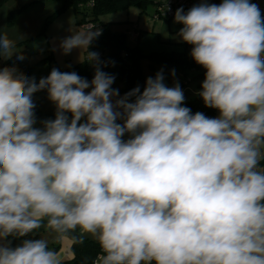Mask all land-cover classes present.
<instances>
[{
    "label": "clouds",
    "instance_id": "1",
    "mask_svg": "<svg viewBox=\"0 0 264 264\" xmlns=\"http://www.w3.org/2000/svg\"><path fill=\"white\" fill-rule=\"evenodd\" d=\"M174 22L214 118L162 71L120 97L88 51L95 26L61 42L97 64L90 82L0 68V264H64L51 245L86 235L102 264H264V16L252 0H200ZM16 48L0 31V58ZM45 89L56 114L36 127ZM41 229L54 240L26 238Z\"/></svg>",
    "mask_w": 264,
    "mask_h": 264
},
{
    "label": "rangeland",
    "instance_id": "2",
    "mask_svg": "<svg viewBox=\"0 0 264 264\" xmlns=\"http://www.w3.org/2000/svg\"><path fill=\"white\" fill-rule=\"evenodd\" d=\"M159 1L161 0H150L145 10L130 7L125 11L100 15L99 21L110 22L113 31L126 33L128 47L138 46L143 55L140 60V69L144 77L154 78L158 72L162 71L164 83L168 87H173L176 85L174 74L167 68L160 69L158 63H152L146 57L152 52L183 51L185 48L177 35L182 25L175 23L174 18L167 21L155 20L152 17L154 5ZM7 2L0 7V31L16 41L17 52L11 58H15L16 63L25 64L29 68V78H35L39 82L41 78L47 77L53 68L62 71L69 65L82 62L92 66L93 62L83 60L86 58V53L81 52L80 49H73L65 54L61 48V42L73 32L89 29L77 23V20L83 16L75 13L73 4H65L63 0H7ZM16 5H20L21 8L7 10ZM80 5L81 8L85 6L82 3ZM62 6L65 8L60 10ZM94 26L93 30L99 29V24L94 23ZM132 33L138 35L133 36ZM186 51L189 54L191 52L188 48ZM21 54L24 59H17ZM10 59L0 58V67L9 63ZM11 66L14 65L10 63ZM199 73H201L200 70L187 71L183 103L199 95L205 78V74L198 75ZM120 87L117 81L112 85V88L117 89L119 96L122 97L124 93L119 90ZM33 99L36 104V127H42V122L45 121L44 115L56 114V105L49 100L46 89L36 92ZM40 114L41 117H39ZM217 115L218 112L215 110L214 117Z\"/></svg>",
    "mask_w": 264,
    "mask_h": 264
},
{
    "label": "trees",
    "instance_id": "3",
    "mask_svg": "<svg viewBox=\"0 0 264 264\" xmlns=\"http://www.w3.org/2000/svg\"><path fill=\"white\" fill-rule=\"evenodd\" d=\"M6 2L7 0H0V7ZM63 2L65 4H73L75 13L83 16V18L77 20L78 24H92L93 26L94 23L95 25L99 24L101 34L91 42L88 51L98 54V66L100 69L115 77L114 82L120 83L121 87L119 90L124 95L136 87H139L142 92L147 77H144L141 73L140 60L143 55L138 46L128 47L126 45V33L113 31L111 29L112 23H101L99 16L117 11H125L130 7L145 10L150 0H63ZM80 3L85 6L81 8ZM64 8L65 6H62L60 10ZM169 19L172 18L164 20L168 21ZM132 34L133 36H137L136 33ZM186 50L187 48L185 47L183 51L152 52L146 56L152 63H158L160 69L167 68L171 73L174 70L176 84H179L182 91H184V85L187 83L186 73L188 70H200L201 73L198 75L205 74V69L198 65ZM10 63L19 72L29 77V68L25 64L16 63L15 58H11L9 63L2 67H10ZM96 67L97 64L95 62H93L92 66L87 62H82L69 65L61 72H76L79 76L90 82L94 77ZM183 106L189 107L193 114L203 112L206 116L214 118L215 109L205 107L199 95L187 100L183 103ZM41 116L40 114L39 117ZM44 117L45 120L54 119L55 115L47 114ZM128 138L126 134L124 139ZM18 243H20V240H13L14 245ZM51 246L58 250L59 242L53 243ZM71 251L73 258L65 260L64 264H102V249L99 243L86 236H84L82 242L71 241Z\"/></svg>",
    "mask_w": 264,
    "mask_h": 264
},
{
    "label": "built area",
    "instance_id": "4",
    "mask_svg": "<svg viewBox=\"0 0 264 264\" xmlns=\"http://www.w3.org/2000/svg\"><path fill=\"white\" fill-rule=\"evenodd\" d=\"M200 0H161L159 3L155 5L153 18L155 20L161 19L164 20L166 18H174V14L176 9L183 8L187 11L189 8L194 6L195 4L199 3ZM210 3H220L221 0H209ZM253 3H256L260 10L262 16H264V0H252ZM85 27H93L92 24H83ZM136 35H138L136 33ZM186 48L191 50V45L184 43ZM184 93V92H183ZM99 258V257H98ZM96 264V263H95Z\"/></svg>",
    "mask_w": 264,
    "mask_h": 264
},
{
    "label": "crops",
    "instance_id": "5",
    "mask_svg": "<svg viewBox=\"0 0 264 264\" xmlns=\"http://www.w3.org/2000/svg\"><path fill=\"white\" fill-rule=\"evenodd\" d=\"M20 8H21L20 5L19 6L16 5V6L12 7V8L9 7V9H7V10L8 11H10L11 9H16L17 10V9H20ZM1 15H2V13H1ZM41 235H43L46 239H49L50 241H53L54 240V236L53 235H50L47 232H43V229L39 230L37 233L33 234L30 237H32V238H40ZM86 237H88V238H90L92 240H95L91 236H87L86 235ZM58 251H61L62 252L64 261L65 260H70V259L73 258V253L71 251V241L70 240L63 241V242H59V249H58Z\"/></svg>",
    "mask_w": 264,
    "mask_h": 264
}]
</instances>
